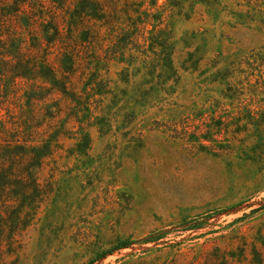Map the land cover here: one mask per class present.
I'll use <instances>...</instances> for the list:
<instances>
[{
	"label": "rangeland",
	"instance_id": "1",
	"mask_svg": "<svg viewBox=\"0 0 264 264\" xmlns=\"http://www.w3.org/2000/svg\"><path fill=\"white\" fill-rule=\"evenodd\" d=\"M157 2L145 34L161 16L173 44L83 64L43 124L62 136L0 217L12 264H264V0Z\"/></svg>",
	"mask_w": 264,
	"mask_h": 264
},
{
	"label": "trees",
	"instance_id": "2",
	"mask_svg": "<svg viewBox=\"0 0 264 264\" xmlns=\"http://www.w3.org/2000/svg\"><path fill=\"white\" fill-rule=\"evenodd\" d=\"M167 1L173 9L185 0ZM152 8L160 12L163 5L157 0H0V217L14 200L9 191L27 187L42 154H51L62 136L41 128L60 120L63 97L76 95L71 83L76 70L88 63L98 69L116 58L125 62L122 55L130 50L148 56L146 41L152 53L161 49L158 54L173 44L168 26H160L161 16L152 35L145 34L141 16H150ZM6 257L0 243V264H12Z\"/></svg>",
	"mask_w": 264,
	"mask_h": 264
}]
</instances>
